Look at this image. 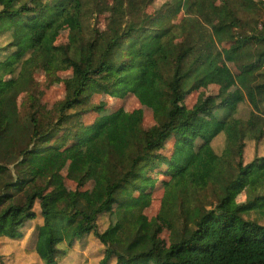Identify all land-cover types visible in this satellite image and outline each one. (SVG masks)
<instances>
[{
	"label": "trees",
	"instance_id": "obj_1",
	"mask_svg": "<svg viewBox=\"0 0 264 264\" xmlns=\"http://www.w3.org/2000/svg\"><path fill=\"white\" fill-rule=\"evenodd\" d=\"M29 1L0 0V34L7 32L10 39L0 47V84L5 75L12 78L10 86L0 85V237L17 238L39 215L33 249L43 264H59L65 255L60 244L70 248L90 234L103 246L97 264H140L152 257L159 264H264V155L247 163L243 156L245 139L256 142L264 134V0H222L221 30L235 43L230 50L239 51L245 67L260 68L237 74V89L219 102L212 103L209 94L188 111L181 99L214 77L221 56L195 0L173 1L172 14L183 11L178 29L161 27L157 13H145L153 0L114 2L105 43L96 27L99 0H51L41 12ZM68 20L74 41L64 49L55 45L54 31ZM179 38L181 50L175 48ZM35 64L71 70L76 81L42 132L34 118L39 96L25 115L17 106L18 95L32 87ZM110 72L117 74L114 81H100ZM104 91L134 96L149 108L159 127L156 138L149 139L132 115L118 108L95 119L67 146L36 148L35 141L60 128L91 94ZM243 101L251 107L245 119L237 116ZM211 112L216 116L210 128L204 114ZM168 135L175 139L171 163L180 171L170 173L160 198L157 215L171 222L162 254L156 242L158 217L145 213L152 203L147 161ZM218 135L223 137L220 153L212 144ZM64 167L75 183L71 196L59 177ZM88 182L85 199L79 190ZM239 188L245 199L228 209ZM121 189L130 193L123 195ZM111 203H117L116 225L108 211ZM102 213L109 220L99 231Z\"/></svg>",
	"mask_w": 264,
	"mask_h": 264
},
{
	"label": "rangeland",
	"instance_id": "obj_2",
	"mask_svg": "<svg viewBox=\"0 0 264 264\" xmlns=\"http://www.w3.org/2000/svg\"><path fill=\"white\" fill-rule=\"evenodd\" d=\"M51 0H30L29 5L40 12L46 8ZM174 0H153V3L147 6L145 13H157L158 25L161 27L178 29L180 20L183 16V11L177 14H172ZM196 10L207 26L213 31L216 43L221 50V56L215 64L216 73L214 77L206 82L199 90L184 96L180 103L183 106V111H188L192 107L199 104L209 94L212 95V103H217L230 93L237 89L236 75L239 73H252L257 71L260 66L253 68L245 67L244 60L240 57L238 50H235V43H232V36L224 32L223 25L225 24L224 6L222 0H195ZM258 1V0H256ZM114 2H123V0H99V5L96 10V27L99 38L102 43H105L110 38V11L111 5ZM262 18H264V10L262 9ZM93 22V21H92ZM73 23L64 21L54 31L55 45L67 49L74 41L72 34ZM8 33L0 34V47H3L9 41ZM184 43L182 38L175 42V48L183 49ZM231 47H234L230 50ZM4 52L1 51L0 59L3 58ZM32 72V87L18 95L17 106L21 115L27 113L31 100L35 96L38 97L39 105L34 115L36 120V130L42 132L47 125L55 119L56 112L61 104L72 95L76 81L71 70L55 72L44 65L35 64L31 66ZM117 78L114 72L106 73L99 77L102 82H112ZM12 78L10 75H5L1 81V86H10ZM118 108H123L128 111L137 125H139L151 140L156 138L159 131L157 122L153 119L152 112L149 108L141 105L134 96L127 95L124 98H119L109 91H104L99 94H91L84 105L77 106L74 112L69 115L61 124V127L54 129L48 137L35 141L36 148L42 149L46 146L64 147L75 142L81 135L83 129L92 124L95 119L112 113ZM250 105L246 102L237 104V116L245 119L250 111ZM215 112L204 114L209 127L215 123ZM216 116V115H215ZM174 136L168 135L160 140L159 146L155 147L151 152V160L147 164L150 168L148 172V183L146 189L151 190L152 203L145 213L151 216H157L160 223V230L156 235V242L160 252L163 254L168 247L169 233L171 230V222L167 219H162L157 215L160 207V198L163 194V186L170 179V173L180 171V167H175L171 163V153L173 150ZM215 152L220 153L223 146V137L218 135L212 142ZM33 145H31L32 147ZM72 156L74 158L76 155ZM264 155V134L259 141H254L250 138L245 139L244 147V162H250L255 156ZM8 168L13 173L12 165ZM67 167H64L59 172V177L62 180L65 194L71 196L75 191V183L66 177ZM264 175V166L262 169ZM252 180L247 181L250 184ZM92 182L86 183L80 190L79 195L87 198ZM123 195L129 194L130 191L121 189ZM245 199L244 188L235 189L232 198L228 203L227 208L232 209L240 204ZM117 203L108 205V211L112 218L111 224L116 225L114 216ZM36 213L39 212V206L36 202L34 205ZM248 216V215H244ZM39 215L31 222H27L20 230L21 235L15 239L0 237V260L4 264H43L34 252L33 245L35 240V225L40 222ZM109 216L107 213H102L98 219V230L103 231L108 225ZM262 223L264 220L261 221ZM59 248L65 252L59 264H97L103 255V246L93 234L86 238L77 241L72 247L68 248L65 243L60 244ZM113 258L110 261L113 262ZM156 258H143L140 264H159L155 261Z\"/></svg>",
	"mask_w": 264,
	"mask_h": 264
}]
</instances>
